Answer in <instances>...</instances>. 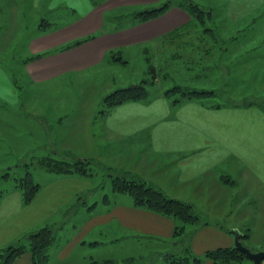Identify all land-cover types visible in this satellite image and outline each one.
Segmentation results:
<instances>
[{
	"label": "crops",
	"instance_id": "0c3cea01",
	"mask_svg": "<svg viewBox=\"0 0 264 264\" xmlns=\"http://www.w3.org/2000/svg\"><path fill=\"white\" fill-rule=\"evenodd\" d=\"M160 1L0 0V103L22 105L23 135L28 137L20 140L22 149L21 142L8 141L14 150L23 152L20 161L66 154L64 159H90L91 166L103 161L101 154L108 160L132 147V168L117 165L118 170L143 177L169 197L194 203L204 217L215 218L193 232L191 248L194 245L199 254H205L233 246L231 230H239L225 227L217 215L210 214L219 211V201L222 205L227 201L223 208L233 209L229 206L236 196L230 190L235 185L233 167L254 183L264 180L257 171L264 170V110L257 103L245 102L252 100L246 95L255 97L257 91L264 90V58L259 56L264 57V36L256 39L255 35L261 29L257 24L264 26V19L255 23L264 11L254 16L256 10H264V0H227L225 16L214 17L211 25L215 34L200 32L180 6L181 0H168L165 12L138 21L136 12ZM83 39L87 40L61 50ZM244 41L248 46L238 47ZM155 47L166 57L158 60L160 65L175 61L181 68L198 66L202 74L215 71L218 87L211 89L227 94L229 101L215 102L219 107L198 99L176 103L172 99L176 95L167 96L166 90H160L146 100L120 104L109 113L100 110L99 115L90 108L92 100H80L75 104L83 108L70 109L65 115L62 108L55 107L64 105V100L21 97L18 91L19 83L46 90L67 77L105 66H129V52L136 50L142 57ZM244 55L248 62L244 59L241 64ZM151 67L150 60L148 73ZM131 82L129 86L138 84ZM238 88L250 90L242 100L234 99L233 90ZM9 111L13 110L4 112ZM68 114L74 117L66 119ZM7 117H0V126L6 129L12 126V118ZM45 173L40 190L28 204L23 203L16 187L0 194V248L43 226L55 225L59 237L65 235L51 247V253L59 248L58 264H74L75 254L89 248L90 254L76 256L81 264H87L92 259L121 260L118 249L126 252V244L134 247L144 234H153L156 244H160L158 239L174 235L172 217L137 205L129 193L112 187L97 198L94 171L90 175ZM129 236L137 239L127 243ZM13 264H33L32 253H25Z\"/></svg>",
	"mask_w": 264,
	"mask_h": 264
},
{
	"label": "rangeland",
	"instance_id": "374dc122",
	"mask_svg": "<svg viewBox=\"0 0 264 264\" xmlns=\"http://www.w3.org/2000/svg\"><path fill=\"white\" fill-rule=\"evenodd\" d=\"M168 0H161L157 5L152 7H159L162 4L166 3ZM206 10L213 9V18L208 19V25H213L215 18H222L226 14L225 3L227 0H194ZM145 9V8H144ZM264 10H256L254 16L258 17V15ZM260 19H264V14H260V16L256 19V24L259 23ZM213 20V22H212ZM215 24V23H214ZM214 26V25H213ZM261 27L259 31H257V35L264 36V26ZM257 38H262V36H257ZM262 50H264V41H261ZM248 46V42L244 41L238 45V47H245ZM139 50V49H138ZM130 56V65L127 66L126 64H117V65H109L102 67L97 70L90 71L86 74L80 76H74L73 78L70 77L67 79L60 80L57 83V86L49 87L46 90H42L38 87L31 86L29 83H19L18 91L20 92L21 97H34V98H41L47 97L49 99L54 100H64V105L55 106L56 108H62L65 113L70 111V109H79L83 108L78 103L80 100L83 101L84 99L92 100L93 104L90 106L91 109H96L95 113L99 115V111L104 108L103 99L104 97L119 89L129 87V83L134 81V83H141L144 79L147 78L148 81L150 79H154L155 81L149 83L148 90L150 93H157L160 90H168L173 88L174 86H184L190 88H205L211 89L214 86H217L216 81V73L215 71H208L205 74L201 73L200 67L196 66L194 68L187 69V67H179L181 64L175 63V61H171L169 63H160L158 60L166 59L165 54H163V50L160 48H151L148 49V52H143V56H139L136 50H132ZM128 55V53H125ZM261 59H263V54L259 55ZM147 57L149 59H147ZM128 57H126L127 59ZM206 59V58H205ZM244 59L247 61L248 56L244 55L243 59L241 60V64H244ZM151 60L152 71L154 75L149 72L148 73V65L149 61ZM248 62V61H247ZM160 65V66H159ZM159 66V67H158ZM158 69V70H157ZM216 78V79H215ZM212 80V81H211ZM137 85V84H134ZM218 87V86H217ZM250 90H233L234 92V99L235 100H242V96L245 95V92L249 93ZM232 92V93H233ZM256 96H249L252 101H257L259 103H264V90H259L256 93ZM222 95V94H221ZM220 97H215L210 99L213 103H222L229 101L230 97L228 98L227 94H224ZM230 96V95H229ZM178 97L173 96L172 99ZM90 102V101H89ZM36 107V106H33ZM13 110L12 112H4L5 110ZM84 109L88 110V106ZM93 111V110H92ZM24 112L22 109V105L11 106L6 103H0V117H4L5 119H9L7 115H10L12 118L11 124L12 126L6 128L0 126V191L12 188L16 182L15 178L23 177L26 174V169L24 165H21L19 168H14L16 163L20 160V157L23 155V152L14 150L13 144L15 141L27 139L28 134L23 135V116ZM74 117L68 114L65 116L66 119H70ZM98 127H96L97 129ZM100 129H97L99 132ZM11 142H8V141ZM24 144L21 142L20 149ZM127 149V148H126ZM131 148L127 149L128 152L125 154H121V156L116 155L112 156L111 159L104 160L103 154H101L103 161L101 163L92 164L89 168L94 171L95 173V180L97 185V195L98 198L100 194L103 195L104 192L109 193L110 188H112V176H117L118 170L117 165L122 166L123 169L132 168L134 163V157H131ZM12 150V151H11ZM14 150V151H13ZM66 154H63V156ZM62 154L56 155L58 159L63 158ZM28 162L30 163L31 173L33 179L36 182H43L44 177L47 173L46 168L41 166L38 163V160H34L31 163L29 159ZM264 165V162H263ZM234 174L231 176L235 180V185L230 188L233 189V193L236 195L235 200L229 206L233 209L230 210L229 208H223L227 205V201H225L224 205L222 202H218L219 211L212 210L210 211L212 215H217L218 220L227 228H232L233 226L238 227L242 234L248 233L246 238H242L243 244L248 247L253 252L264 251V180H260L259 183L256 180V183L253 182V179L248 178L243 174L242 171L236 172V168L233 167ZM124 171V170H122ZM259 175L264 178V170L257 168ZM6 172H10V177L4 178L3 174ZM112 175V176H110ZM245 176V177H244ZM143 178V177H142ZM144 179V178H143ZM256 179V178H254ZM102 187V188H101ZM109 189V191H108ZM130 196V195H129ZM131 197V196H130ZM238 201V202H237ZM103 202H100L99 206H102ZM222 205V207H221ZM100 209V207H99ZM103 209V208H102ZM212 209H215L212 207ZM203 221H213L214 217H204L202 215ZM217 221V218H216ZM44 227V226H43ZM192 225L187 227V232L178 236H173L165 239L162 245L156 244L153 234H144L141 238V242L137 241L134 247H131L130 244L126 248V252L122 249H118L117 254L121 257V260H116V264H169L168 260L165 258H159L163 254V249L172 248L179 252H186L184 248L190 246L191 252L193 255L197 257H203V254H199V250L192 245L191 248V241L193 239L192 233ZM147 233V232H146ZM140 234V233H139ZM26 236V235H25ZM64 233L62 235H58V240L64 237ZM151 236V237H148ZM182 236V237H181ZM158 237V236H156ZM161 238V237H160ZM137 239V237L129 236L125 241L130 243L131 240ZM181 239V242L178 246H174L177 240ZM124 240V239H122ZM123 243L124 241H120ZM55 245V244H54ZM124 245V243H123ZM108 248L112 250V246L110 245ZM59 248L52 250V262L53 264H58L60 254L58 251ZM92 250L89 248L82 249V254L87 253L90 254ZM165 251V250H164ZM162 253V254H161ZM75 254V258L73 261L74 264H81V261H78L76 256H83V255ZM116 255V254H113ZM127 255H137L136 258H131L132 261L127 263V260L130 258H126ZM165 256V254H164ZM205 263L210 264L212 263L211 260H206ZM241 264H253L252 260L249 257H246L245 260Z\"/></svg>",
	"mask_w": 264,
	"mask_h": 264
},
{
	"label": "trees",
	"instance_id": "16d2710c",
	"mask_svg": "<svg viewBox=\"0 0 264 264\" xmlns=\"http://www.w3.org/2000/svg\"><path fill=\"white\" fill-rule=\"evenodd\" d=\"M93 1L95 4L101 2V0ZM169 6L170 2L167 1L159 7H153L136 12L135 16L139 22L147 21L165 12ZM180 6L189 12L193 19L194 26L199 28L201 30H199L200 32L206 34H215L216 30L214 27L207 24L208 19L213 18L212 8L210 10H206L194 0H181ZM86 40L87 39L77 40L73 43L66 44L61 48V50H65ZM113 57H115V55ZM150 73L152 76L154 75L152 67L150 69ZM153 81L155 80L150 79V81H148L145 79L137 85L119 88L107 94L103 99L104 108L101 110V113H109V111H111L116 106L126 102L146 100L150 95L148 85ZM219 91L220 90L217 91L215 89L197 87L190 88L178 85L166 90L165 95L172 96L178 94L179 96L173 100L176 103L181 102L184 99H198L204 104L219 107L221 104H214L213 101L210 100L221 95ZM245 102H247V104L257 103L264 110V103H259L257 101L253 102L252 100L248 99H245ZM37 160L41 166L45 167L46 170L49 171L58 173H70L76 171L84 175L92 174V170L89 168L91 164L90 159H58L52 155H47L42 156ZM21 165L25 166L26 174L23 177L15 178L16 184L13 187H16L21 191L23 203L28 204L35 198L36 194L41 188V185L33 179L30 170V163L19 160L14 168H19ZM118 172L120 173H118L116 177L110 175L112 176V187L114 191L129 193L133 196L137 205L161 213L165 216L172 217L176 224L173 236L186 233L187 227L189 225H192L191 231L193 233L199 227L208 223L203 221V214L199 211L194 203L169 197L159 187H156L151 182L143 179L140 176L132 175L123 171ZM3 177H10V172L3 174ZM2 193L3 191H0V194ZM58 229L59 228L55 225H47L28 233L26 236H23L12 244L0 248V264H13L16 259L22 257L27 252L32 253L33 264H51V247L58 239ZM247 236L248 233L243 234L241 236V240ZM158 240L160 242L159 245H162V243L166 241L165 239ZM180 242L181 239L176 241L174 244L175 248ZM162 251L163 254H165L164 258L168 260L169 264H206V260H211L212 263L210 264H241L247 257L246 254H244L234 245L231 247H219L217 249L207 251L205 254H203L204 258L193 255L190 246L184 248V251H186L184 253L176 251L172 248H166ZM130 261H132L131 258L127 260V263ZM87 264H116V261L112 259H92Z\"/></svg>",
	"mask_w": 264,
	"mask_h": 264
},
{
	"label": "water",
	"instance_id": "95a60500",
	"mask_svg": "<svg viewBox=\"0 0 264 264\" xmlns=\"http://www.w3.org/2000/svg\"><path fill=\"white\" fill-rule=\"evenodd\" d=\"M231 232L234 234L235 247L246 254L252 260L253 264H264V251L253 252L242 243L241 236L243 234L239 230L233 229Z\"/></svg>",
	"mask_w": 264,
	"mask_h": 264
}]
</instances>
